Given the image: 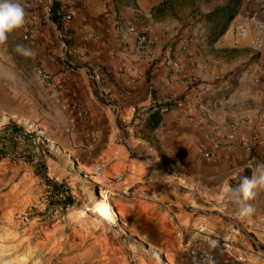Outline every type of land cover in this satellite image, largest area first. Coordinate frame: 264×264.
<instances>
[{"label": "crops", "instance_id": "obj_1", "mask_svg": "<svg viewBox=\"0 0 264 264\" xmlns=\"http://www.w3.org/2000/svg\"><path fill=\"white\" fill-rule=\"evenodd\" d=\"M52 1L54 7L72 10L74 15L63 23L46 18L37 33L38 40L50 44L49 50L38 54V61L54 71L55 85L46 88L43 95L52 108V122L42 123L43 129H38L49 139L48 172L59 180L71 179L80 184L79 188L107 192L118 217L152 249L118 220L113 224L147 251L172 255L183 264H204L188 254L190 246L200 243L216 256H226L225 250L207 242L211 232L229 230L231 219L202 213L199 205L189 208L185 174L173 171L168 162L175 148L180 150L181 159L187 148L199 147L216 152L212 158H202L205 162L229 160L237 150L247 162H264V52H253L248 38L235 31L239 16L257 11L256 3L240 0L236 14L214 38V27L205 15L229 0L206 11L196 10L186 20L166 17V8L177 0ZM116 14L123 16L121 24H117ZM127 24L146 32L152 43L138 52ZM185 43L190 54L182 47ZM67 53L77 65L73 72L65 67ZM122 60L131 70L118 74ZM190 75L197 82L185 92L184 81ZM72 102L76 110L61 107ZM167 103L169 111L161 114L152 130L162 142L158 149L140 136V123L127 124V120L143 109L147 126L149 113ZM240 118L246 123L236 133L237 147L217 145L213 137L228 131ZM89 127L96 130L97 139L86 148L84 132ZM252 133L258 135L254 154L240 145ZM94 162L105 163L99 176L87 177L77 167L79 163L91 174ZM32 188H41L36 167L29 163L0 164L1 207H26ZM259 218L264 219V214L259 213ZM239 228L256 245L264 240L263 221L250 217ZM228 253L227 264H264V250L253 249L248 241ZM182 256L185 259L181 260Z\"/></svg>", "mask_w": 264, "mask_h": 264}, {"label": "rangeland", "instance_id": "obj_2", "mask_svg": "<svg viewBox=\"0 0 264 264\" xmlns=\"http://www.w3.org/2000/svg\"><path fill=\"white\" fill-rule=\"evenodd\" d=\"M221 1L177 0L166 8V17L186 20L196 10L206 11ZM24 2L25 0H21L23 6ZM196 2L197 7H195ZM46 18L48 20L53 18L55 23H63L44 12L40 15L39 27ZM59 39L63 40L60 37ZM17 44L31 47L35 56L33 58L20 56L15 51ZM66 45L67 43L63 45V51ZM49 49L50 44L44 39H37L33 44L24 42L21 39V29L10 33L7 44L0 47L1 120L12 123H33L35 127L32 128L37 129H43L42 123L51 124L52 108L49 100L43 96L46 87L35 74V69L41 66L38 54ZM64 60L65 67L70 72L76 70L75 62L70 58L66 60V57ZM48 70L54 74L53 70ZM98 97L102 98L99 95ZM106 104L111 103L106 102ZM145 117V110L136 111L127 120V124L140 123L141 127L138 129L140 136L160 149L162 142L146 126ZM62 132L67 131L63 129ZM41 146L47 160L51 157L50 146L48 143H42ZM178 151L180 152L175 148L174 153H171L168 165L173 171L180 170L185 174L184 189L189 208H197L199 205L198 208L202 209L200 210L202 213L212 212L223 219L229 218L232 221L231 227L242 226V222L248 218L240 220L235 215L236 206L226 199H220V189L225 181L235 186L241 177H250L257 164L242 158L241 150H237L238 153L234 152L235 156H230L229 160L217 159L213 162L202 160L201 147L198 150L187 148L181 159H178ZM249 153L254 154V151L251 150ZM34 167L41 188H32L31 201L27 206L8 209L0 206V264H168L162 256L163 253L147 251L138 246L116 225L97 215L94 204L98 198L97 192L101 191L100 188H79L80 184H75L71 179H62L74 187L78 201L70 203L62 210H56L53 205L40 203L43 185L47 181L46 174L53 177L54 175L48 172L46 164ZM249 203L254 208L250 217L264 222L263 218H259V213L264 214V191H257L254 199ZM224 231L220 230V232ZM251 247L264 250V240L260 241L257 247ZM169 256L176 264L182 263L180 259ZM183 259L184 256L181 260Z\"/></svg>", "mask_w": 264, "mask_h": 264}, {"label": "built area", "instance_id": "obj_3", "mask_svg": "<svg viewBox=\"0 0 264 264\" xmlns=\"http://www.w3.org/2000/svg\"><path fill=\"white\" fill-rule=\"evenodd\" d=\"M243 1L248 3L252 0ZM253 1L257 5V11H247L242 13L235 26V31L240 37L248 38L249 47L253 52L261 53L264 52V0ZM24 6L27 10V16L25 26L21 28V39L29 44H33L37 40L41 13L45 12L63 22L70 21L74 15L72 10L54 7L52 0H25ZM115 19L117 24H121L123 16L116 14ZM248 24L252 26L251 30L247 28ZM126 29L132 36L134 47L138 52L143 51L147 45L152 43V40L147 33L140 28L132 24H127ZM182 47L186 54L191 53V49L188 47L187 43L182 44ZM129 70H131V67L127 61L122 60L119 64L118 74ZM177 70L180 71V68ZM35 74L47 89H52L54 87L53 74L48 69L38 66L35 69ZM65 80H67V78H65ZM196 82L197 80L195 76H188L184 81L183 90L188 92L195 87ZM204 92L205 89L201 90L200 94L202 95ZM61 107L63 109H77V105L74 102L63 104ZM155 109L160 114H164L170 109L169 103L158 105ZM71 122H74V119H71ZM245 123L246 120L243 118L234 120L230 124L229 130L225 133H221L217 137H213V141L217 145L225 143L236 148V133L245 125ZM96 139V130L91 127L87 128L84 132V146L86 148H91ZM257 142V133H252L249 137L243 138L240 145L247 153H249L253 150V147ZM42 143H47V140L37 128H32L25 123H12L0 119V164L29 163L34 166L43 165L45 164L46 155L41 146ZM215 155L216 152L210 149H204L202 151L203 158H212ZM104 167V162H94L92 164L91 174L93 176H99ZM46 175L47 181L43 185V191L39 199L40 203L53 205L56 207V210H62L70 203L78 201V195L74 187L68 181L58 180L48 173ZM210 235L209 240L216 241V246L225 250L226 256L218 257L214 253L207 251L200 243L190 246L188 249L189 256L204 263L206 256L211 255L215 264H227L230 259V253H228V251L241 248L246 241H248L251 246L257 247L253 238H250L247 234L243 233L239 227L232 226L229 230L224 232L213 231Z\"/></svg>", "mask_w": 264, "mask_h": 264}, {"label": "clouds", "instance_id": "obj_4", "mask_svg": "<svg viewBox=\"0 0 264 264\" xmlns=\"http://www.w3.org/2000/svg\"><path fill=\"white\" fill-rule=\"evenodd\" d=\"M27 12L21 0H0V47L7 44L10 33L25 26ZM15 51L24 58H33L34 50L24 44H17ZM257 191H264V162L258 163L253 169L252 175L243 176L233 186L227 181L220 189V199H226L236 206L235 215L240 220L249 218L254 208L249 203L253 200ZM110 223H115L114 217H109ZM210 247L216 246V241L207 242ZM204 264H215L211 255H207Z\"/></svg>", "mask_w": 264, "mask_h": 264}, {"label": "trees", "instance_id": "obj_5", "mask_svg": "<svg viewBox=\"0 0 264 264\" xmlns=\"http://www.w3.org/2000/svg\"><path fill=\"white\" fill-rule=\"evenodd\" d=\"M239 1L240 0H229L226 4L216 7L205 15L212 27H214L215 31L212 34L214 38L220 35L228 21L233 17L234 14H236ZM160 119L161 114L157 110L149 113L147 118V126L149 129L153 130L155 127H157Z\"/></svg>", "mask_w": 264, "mask_h": 264}, {"label": "bare ground", "instance_id": "obj_6", "mask_svg": "<svg viewBox=\"0 0 264 264\" xmlns=\"http://www.w3.org/2000/svg\"><path fill=\"white\" fill-rule=\"evenodd\" d=\"M27 125H30V127H34V124L32 123H26ZM45 139L49 140L47 137L44 136ZM77 167L79 169H81V171L85 172L84 175L87 176V177H91L92 178V174L89 173V171L84 167L82 166L81 164L77 163ZM94 179V177H93ZM97 200L94 204V210L95 212L97 213L98 216L104 218V219H107L109 220V217H114L115 218V221L118 220L119 224H121V226H124L126 228H128L129 232L135 236H137L138 240L140 242H143L145 243L148 248L152 249V245L147 242L142 235L140 234H136L133 230H131L128 225L126 224V222L119 218L118 217V214H117V211L116 209L114 208L112 202L110 201V198H109V194L107 192H103V191H98L97 192ZM163 258L165 259V261L168 263V264H176L174 262V260L168 255V254H165L163 253L162 254Z\"/></svg>", "mask_w": 264, "mask_h": 264}]
</instances>
